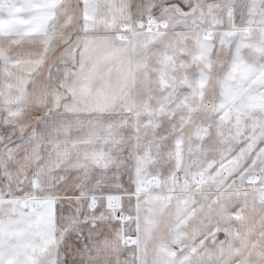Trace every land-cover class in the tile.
<instances>
[{
  "label": "snow or ice",
  "instance_id": "obj_1",
  "mask_svg": "<svg viewBox=\"0 0 264 264\" xmlns=\"http://www.w3.org/2000/svg\"><path fill=\"white\" fill-rule=\"evenodd\" d=\"M0 264H264V0H0Z\"/></svg>",
  "mask_w": 264,
  "mask_h": 264
}]
</instances>
